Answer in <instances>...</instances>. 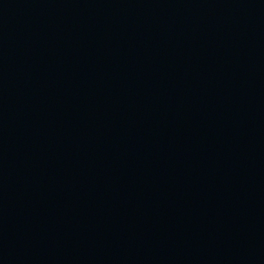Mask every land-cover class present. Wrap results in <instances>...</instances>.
<instances>
[{
    "label": "water",
    "instance_id": "water-1",
    "mask_svg": "<svg viewBox=\"0 0 264 264\" xmlns=\"http://www.w3.org/2000/svg\"><path fill=\"white\" fill-rule=\"evenodd\" d=\"M0 264H264V0H0Z\"/></svg>",
    "mask_w": 264,
    "mask_h": 264
}]
</instances>
